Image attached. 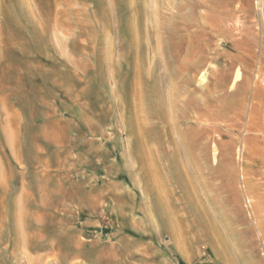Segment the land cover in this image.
<instances>
[{
    "label": "rangeland",
    "instance_id": "374dc122",
    "mask_svg": "<svg viewBox=\"0 0 264 264\" xmlns=\"http://www.w3.org/2000/svg\"><path fill=\"white\" fill-rule=\"evenodd\" d=\"M263 71L264 0H0V264H264Z\"/></svg>",
    "mask_w": 264,
    "mask_h": 264
},
{
    "label": "bare ground",
    "instance_id": "6f19581e",
    "mask_svg": "<svg viewBox=\"0 0 264 264\" xmlns=\"http://www.w3.org/2000/svg\"><path fill=\"white\" fill-rule=\"evenodd\" d=\"M2 5V4H1ZM146 27V26H145ZM147 29V28H146ZM147 32L149 31V30H146ZM162 32L161 33H166L165 32V30H161ZM177 33V31L176 30H169L168 31V34L169 35H175ZM149 35V34H148ZM160 35V34H159ZM148 39V38H147ZM146 42V41H145ZM167 42V41H166ZM168 44V43H167ZM166 44V45H167ZM146 48L144 49H139V54L141 53H146V55H145V72L144 73H146V75L149 77V78H153V80L154 81H157V76H156V74H155V72H154V62H155V55L153 54L154 53V51H153V49L150 47V42H147L146 43ZM159 49V48H158ZM150 54L152 55V56H150ZM165 60H167L166 58H164V61ZM210 64V63H209ZM213 65V64H212ZM209 67V66H208ZM208 67H206V68H208ZM173 68L176 70L177 68H175V66H173ZM205 72H206V70H205ZM264 72V71H263ZM136 75H133V81H134V87L137 85V87H139V85H138V82H139V80H140V78H141V74L143 73L142 72V68L140 67V66H137L136 67ZM239 73H241L240 71H239ZM202 75L200 76V80H201V82L204 80V74H203V72L201 73ZM206 74V73H205ZM259 74H260V72H259ZM254 76V75H253ZM124 79L126 78V79H130V77H129V74H124L123 76H122ZM259 77V76H258ZM116 76L114 75V76H112V78H111V80L113 81V83H114V85H116V82H117V80H116ZM205 78H206V76H205ZM257 78V77H256ZM263 78V77H262ZM199 80V81H200ZM238 81H237V78H235V79H233V81H232V86L233 85H235L236 83H237ZM260 83L262 84V82H261V80H260ZM197 84H199V83H197ZM257 83L256 82H254V87H255V89H257V87H259V86H257L256 85ZM227 85V83L226 82H221V83H219V88L220 89H222V88H224L225 86ZM261 86V85H260ZM262 87V86H261ZM121 89V88H120ZM127 89V88H126ZM259 89V88H258ZM257 89V90H258ZM253 93V92H252ZM124 96H122L121 97V99L119 100V102H120V105L122 106V111H123V113L121 114V117H123L124 118V115H127V114H136V115H134L133 117H130V120H133V119H136L135 121H136V124L138 125V128H139V132H140V136H141V138H143V139H148V138H151L157 131H160L161 129H166L168 126H170L171 124H170V121L172 122H182V120H184L185 118H187V116H186V113H182V112H180V113H178V111H177V113H175L174 115H172L171 114V116H169V117H166L165 119H163L162 120V122L161 123H158L157 121H155V117H156V112H153V110L151 109V105H150V102H149V97H150V95L146 92V91H140V90H135V92L134 93H132L131 94V96L129 95V92H127V90L124 92V94H123ZM120 96V95H119ZM257 92L255 91L254 92V94H253V99L254 100H258V98H257ZM245 97V96H244ZM261 98V97H260ZM244 100V99H243ZM252 99H250V101H251ZM116 102V101H115ZM118 102V101H117ZM116 102V103H117ZM175 104V102L173 101V100H171L170 98H169V100H168V105H169V107L172 109V107H173V105ZM256 105H257V109L258 110H260L261 112H262V110H263V107H264V105H263V103H262V101L259 99L257 102H256ZM166 106V105H165ZM254 106L255 105H252L251 107H250V109L252 110V109H254ZM170 109V110H171ZM205 110V108H200V109H198L199 111H196L195 112V125H197V126H199L200 128L198 129V131L197 132H199V136L197 135V137H202L203 136V134L200 132L201 130H202V127L205 125V119H204V114H203V112H201V110ZM260 112V113H261ZM258 113V112H257ZM259 113V114H260ZM141 114V115H140ZM263 114V113H262ZM261 114V115H262ZM139 116H141V120L139 119ZM251 116V115H250ZM143 121H146V122H148V124L147 125H142V124H140V122H143ZM212 123V122H211ZM181 123H179V125L177 124H172L173 125V127L175 128V135H176V137H179V135H181V133H184V131H185V129H181V126L182 125H180ZM196 126V128H198ZM203 128H205V127H203ZM213 129V131L214 132H219V131H217L218 130V128H216V127H212ZM217 136V135H216ZM214 136L212 135V138H213ZM165 138H166V140L168 141V139H170L171 138V136L170 135H165ZM215 139V138H214ZM169 146H172L173 144H168ZM176 147H179L180 145H175ZM260 232V231H259Z\"/></svg>",
    "mask_w": 264,
    "mask_h": 264
}]
</instances>
